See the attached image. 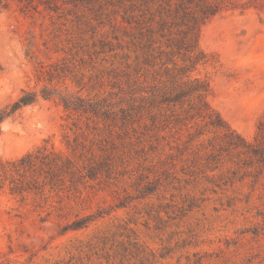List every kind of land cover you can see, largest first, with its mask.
<instances>
[{
    "label": "rangeland",
    "instance_id": "rangeland-1",
    "mask_svg": "<svg viewBox=\"0 0 264 264\" xmlns=\"http://www.w3.org/2000/svg\"><path fill=\"white\" fill-rule=\"evenodd\" d=\"M89 7L56 13L9 0L0 12V110L24 91L38 95L0 122V161L42 146L71 155L66 141L77 132L106 166L69 199L61 192L68 219L100 212L75 230H61L48 206L55 195L36 208L31 196L21 201L0 187V264H264V180L223 185L218 171L180 155L185 128L156 122V42L112 28V7ZM199 45L209 60L191 76L208 79L210 105L252 140L264 114V11L222 12L202 26ZM63 62L82 76L81 95L111 105L108 120L40 96L43 88L79 90L70 72L51 81L42 74Z\"/></svg>",
    "mask_w": 264,
    "mask_h": 264
},
{
    "label": "trees",
    "instance_id": "trees-1",
    "mask_svg": "<svg viewBox=\"0 0 264 264\" xmlns=\"http://www.w3.org/2000/svg\"><path fill=\"white\" fill-rule=\"evenodd\" d=\"M23 7L38 10L42 5L53 12L89 10L90 5L99 3L112 7L110 22L115 30L128 28L132 35L145 39L148 46L156 42V122L163 129L185 128L187 140L175 147L180 155H187L202 171H218L217 179L223 185H233L248 179L251 186L264 180V114L258 120L252 140L232 128L214 109L209 101L208 79L191 76L197 66L205 64L209 57L199 45L202 26L227 10L254 7L264 11V0H19ZM9 0H0V12ZM83 17V16H82ZM120 20H117V18ZM77 48L76 43L73 44ZM80 49V48H79ZM70 72L68 66L50 65L42 71L51 81ZM71 73V72H70ZM71 80L79 87L75 93L67 89L43 88L40 96L48 98L56 94L64 109L71 113L108 120L113 114L105 99L85 97L79 92L85 87L82 76L71 73ZM38 95L24 91L11 105L0 110V122L22 106L33 103ZM93 121V120H92ZM110 124H107L109 126ZM76 130L81 129L76 122ZM88 127V124L86 125ZM71 129V128H70ZM93 129L98 130L97 127ZM178 140V139H177ZM71 155H64L52 147L42 146L10 161H0V187L8 185L9 192L25 201L32 197L34 207L43 208L51 195L56 205H48L63 221L62 231L86 227L100 216V212L78 215L68 219L70 210L62 203L65 197L79 192L80 185L96 179L106 167L97 161L96 155L86 149L83 139L75 136L67 139ZM111 167H108L109 170ZM219 184V183H218ZM51 211L39 218L45 221Z\"/></svg>",
    "mask_w": 264,
    "mask_h": 264
}]
</instances>
